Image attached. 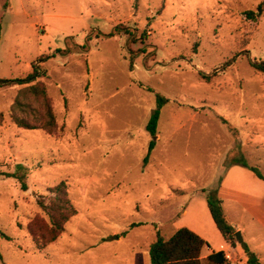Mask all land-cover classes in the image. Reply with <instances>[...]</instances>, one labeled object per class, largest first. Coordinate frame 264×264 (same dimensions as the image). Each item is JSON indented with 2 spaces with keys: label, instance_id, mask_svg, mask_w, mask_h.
<instances>
[{
  "label": "rangeland",
  "instance_id": "374dc122",
  "mask_svg": "<svg viewBox=\"0 0 264 264\" xmlns=\"http://www.w3.org/2000/svg\"><path fill=\"white\" fill-rule=\"evenodd\" d=\"M261 2L0 0V78L46 70L58 121L55 135L19 128L23 87L0 88V264H151L159 235L189 220L221 244L184 208L207 201L235 164L264 176V74L252 65L264 62V13L247 14ZM158 96L170 101L153 136ZM61 182L78 214L39 249L28 229L47 231L38 200ZM221 186L228 221L264 263V204L230 202ZM225 253L247 264L239 242Z\"/></svg>",
  "mask_w": 264,
  "mask_h": 264
},
{
  "label": "trees",
  "instance_id": "16d2710c",
  "mask_svg": "<svg viewBox=\"0 0 264 264\" xmlns=\"http://www.w3.org/2000/svg\"><path fill=\"white\" fill-rule=\"evenodd\" d=\"M264 13V0L259 4L257 11H249L247 14L250 18L255 19ZM258 72L264 74V62L252 63ZM225 69V68H224ZM47 75V71L40 66H34L33 72L24 78L6 79L0 78V88L22 86L19 91L11 111V120L19 128L25 130H44L50 135H55L58 131L57 116L52 105V98L49 95L48 88L43 81L39 79ZM214 75H204L201 77L206 81H211ZM170 100L158 96V108L154 112L147 126V130L153 135H157L158 124L160 120L161 109L168 104ZM30 117H27L29 116ZM4 120L3 112H0V124ZM156 141H152L149 147V159ZM242 166L249 168L261 180L264 176L260 170L251 167L248 164ZM14 176V175H11ZM207 197V204L216 227L224 240L235 247L236 229L227 219L223 209L222 201L218 196L219 187ZM27 190V186L23 184ZM51 197L48 200H38L39 208L49 217V227L47 231L40 233L37 230L38 224L34 222L29 226V233L39 249H45L47 246L56 242L65 232L66 225L74 218L78 212L73 205L68 186L66 182L50 189ZM3 238H9L0 230ZM241 247L246 254L247 264H264L260 255L251 251L247 243H242ZM210 249V244L203 237L193 230L183 227L178 229L169 239L159 235L149 250L151 264H228L226 253L224 251L213 252L206 258L203 257L205 249Z\"/></svg>",
  "mask_w": 264,
  "mask_h": 264
},
{
  "label": "crops",
  "instance_id": "0c3cea01",
  "mask_svg": "<svg viewBox=\"0 0 264 264\" xmlns=\"http://www.w3.org/2000/svg\"><path fill=\"white\" fill-rule=\"evenodd\" d=\"M220 195L230 202L241 203L244 205L259 208L262 206V204H264V180L259 179L249 168H246L239 164H235L228 170L225 176V180L221 186ZM198 214L205 215L214 232L217 235L220 234L212 219L206 199L201 198L197 201L196 197H194L193 200L184 208L183 219L186 220L187 217L191 216L192 218ZM227 217L230 219L228 214ZM189 221L185 222L182 225H186L185 227L193 230L198 235L203 237L206 241L210 240V233L208 230L203 228V226H201V224L197 223V221L195 220H192V223H190ZM234 227L236 231H240L243 235L246 233L245 227L238 224H234ZM222 239L220 238L221 244H218L217 246L210 245V249L207 248L206 250H204L203 257L206 258L214 251L225 252L230 249V244ZM246 243L249 246L250 250L253 251L249 244L250 242L247 241ZM205 252H207V254H204Z\"/></svg>",
  "mask_w": 264,
  "mask_h": 264
},
{
  "label": "water",
  "instance_id": "95a60500",
  "mask_svg": "<svg viewBox=\"0 0 264 264\" xmlns=\"http://www.w3.org/2000/svg\"><path fill=\"white\" fill-rule=\"evenodd\" d=\"M236 238L240 244L244 243V239L242 237V233L240 231L236 232Z\"/></svg>",
  "mask_w": 264,
  "mask_h": 264
},
{
  "label": "built area",
  "instance_id": "2783aa9c",
  "mask_svg": "<svg viewBox=\"0 0 264 264\" xmlns=\"http://www.w3.org/2000/svg\"><path fill=\"white\" fill-rule=\"evenodd\" d=\"M226 258H227L228 264H229V258H230V256L229 255H226Z\"/></svg>",
  "mask_w": 264,
  "mask_h": 264
}]
</instances>
